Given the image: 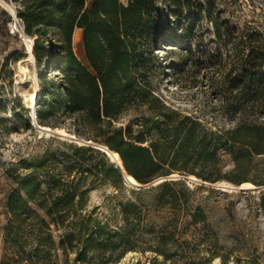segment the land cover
I'll list each match as a JSON object with an SVG mask.
<instances>
[{
	"label": "trees",
	"instance_id": "1",
	"mask_svg": "<svg viewBox=\"0 0 264 264\" xmlns=\"http://www.w3.org/2000/svg\"><path fill=\"white\" fill-rule=\"evenodd\" d=\"M16 2V16L25 35L33 39L35 68L58 71L51 79L40 74L44 83L36 100V122L54 130L64 129L61 122L66 120L70 135L92 144L69 143L73 158L62 154L59 163L63 169L58 174L45 172L42 180L36 173H26L35 169L26 161L20 162L24 173L11 169L17 172L13 178L16 188L6 200L10 219L5 232L14 238L11 245L16 259L2 264H44L56 250L72 264H118L142 247L141 225L146 215L141 196L149 194L156 207L170 204L176 219L140 251L161 256L162 264H212L217 253L205 247L206 255H202L200 248L214 245L212 236L205 232L197 239L187 237L190 224L206 227L207 218L201 204L189 203L195 190L184 180L130 188L128 193L134 198L117 201L110 215H101L98 207L87 211L89 189L106 185L118 192L125 185L123 171L96 145L116 153L125 174L139 185L166 177L171 170L213 184L228 178L220 175L224 163L232 167L234 177L228 180L235 184H241L239 178L249 170L264 172V34L213 21L218 39L224 37L225 51V55L212 57L213 69L221 70L213 95L227 126L211 129L172 112L180 118L177 123L136 117L123 127L118 124L128 111L159 104L151 86L152 55L157 45H164L168 39L165 32L169 31L159 6L191 11L190 0ZM198 8L203 6L199 3ZM0 15L10 21L6 11L0 10ZM77 30L81 31L84 62L73 51ZM157 136L172 138L171 145L179 141L174 156L181 167L163 157L153 140ZM52 161L58 162L54 157ZM191 163L198 169H189ZM179 212L189 222L181 225L176 238ZM17 234L24 239H16ZM26 246L33 252L27 253ZM32 253H42L43 257H32ZM218 258L227 264V259ZM152 264H158L156 258Z\"/></svg>",
	"mask_w": 264,
	"mask_h": 264
},
{
	"label": "rangeland",
	"instance_id": "2",
	"mask_svg": "<svg viewBox=\"0 0 264 264\" xmlns=\"http://www.w3.org/2000/svg\"><path fill=\"white\" fill-rule=\"evenodd\" d=\"M190 2L191 11L169 9L166 5L159 6L161 20L169 26V31L165 32L168 39L163 46L157 45L152 55L154 71L151 75V86L159 104L128 111L120 120L119 126L124 127L136 117L139 119L159 117L163 122L173 123H177L182 117H189L211 129L228 125L221 117L219 103L213 95V88L217 85L221 70L213 69L212 57L225 55L224 37H221V41L218 39L213 21L216 20L220 25L227 22L239 29L253 28L264 34V0H190ZM199 3L203 6L201 10L198 8ZM5 4L10 6L15 15L10 12L12 15L10 16L8 12L9 22L0 15V264L6 260L10 262L16 259V250L11 245L14 238L8 237L5 232L10 219L6 210V200L11 190L16 188L13 178L17 172H12L11 169L17 168L20 173H24L20 162L26 161L27 165L35 167L26 173H36L42 180L45 172L58 174L63 169L59 163L62 154L73 158L69 143L84 145V142H90L46 133L36 129L32 124L38 107L36 106L33 111L28 109L26 106L28 98L23 97L20 90L22 79L25 78L22 69L27 59V48L17 28L20 22L16 16L17 2L0 0V10H8ZM74 35L72 40L74 54L79 61L84 62L81 31H75ZM34 71L28 77L35 79L38 99V92L44 83L40 74H45L47 79H51L58 71L47 70L46 67L38 70L35 66ZM19 103L21 106L17 105ZM172 112L180 118L174 117ZM61 127L69 135L72 134L71 126L66 120L61 122ZM153 140L157 141L160 153L168 162L177 168L181 167L182 163L174 156L179 141L171 145L172 138L165 136L153 137ZM96 147L98 148V145ZM53 157L58 162H53ZM226 164L221 167L220 175L228 178L213 184L185 172L172 170L169 175L162 178L172 177L171 180L163 181L184 180L190 190H195L188 200L194 206L201 204L207 218L206 227L190 224L187 237L197 239L201 233L207 232L215 243L200 247L202 255H206L203 248L210 247L218 257L227 259V264H264V207H261L262 201L264 202L262 197L264 172L252 169L243 174L239 181L254 186L243 188L242 183L235 184L228 180L234 176L230 173L232 167ZM167 167L170 165L167 164ZM188 167L198 169L192 163ZM191 176L195 179L190 178ZM199 186L204 188L197 190ZM130 188L136 187L125 184L124 189L118 192L106 185L89 189L87 211L98 207L101 215H110L117 201L134 198L128 193ZM116 193L115 198L113 195ZM141 201L146 217L141 225L143 244L140 249L152 244L160 229L170 227V221L174 222L176 219L170 204L157 207L154 205L152 194L141 196ZM177 218L179 234L176 238H179L180 229L189 222V218L181 217L180 212L177 213ZM119 222L120 218L117 217L116 223ZM20 234L16 235V239H24ZM140 249L128 253L118 264H152L154 258L158 264L163 263L161 256H155L149 250L141 252ZM25 251L33 252V248L26 246ZM32 257L41 258L43 254L32 253ZM71 257L72 255L69 259ZM218 257L212 264H221ZM44 264L72 263L66 261L60 250H56L50 252V259Z\"/></svg>",
	"mask_w": 264,
	"mask_h": 264
},
{
	"label": "bare ground",
	"instance_id": "3",
	"mask_svg": "<svg viewBox=\"0 0 264 264\" xmlns=\"http://www.w3.org/2000/svg\"><path fill=\"white\" fill-rule=\"evenodd\" d=\"M5 6L7 7V9L12 13V15H15V12L10 8V6H7L5 4ZM19 30L21 29V23L19 22V25L17 27ZM21 32V31H20ZM23 37V39L25 40L26 43V54H27V59L24 61L25 67L22 69L25 73V78L22 79V85L20 86V90L21 93L23 95V97H27L28 98V102L26 104L27 108L30 110H35L36 108V100H37V89L34 83V80L32 77H28V75H31V73L35 72L34 71V57L32 55V48H33V41L32 39H29L27 37H25L24 35H21ZM77 37V36H76ZM75 38V35H74ZM78 38V37H77ZM27 100V99H26ZM25 101V100H24ZM26 102V101H25ZM34 125V127L38 130H43L46 131V133L48 132H52L55 133V135L61 136V137H67L69 136L70 139H76L73 135H69L66 131L62 130V129H50L48 127H44V126H40L39 124L36 123L35 121V117H34V121L32 123ZM39 126V127H38ZM78 141V140H77ZM90 144H92L91 142H88ZM102 148H105L103 146H101ZM109 156L112 157V160L115 161L118 165H121L120 159L118 157V155L116 153H109ZM131 178V179H130ZM190 178L195 179L193 176H191ZM129 181L132 182L135 185H138L136 183V181L132 178V177H128ZM217 185V184H216ZM245 185H251V187H245ZM241 186L243 188H252L254 187L251 183H242Z\"/></svg>",
	"mask_w": 264,
	"mask_h": 264
},
{
	"label": "water",
	"instance_id": "4",
	"mask_svg": "<svg viewBox=\"0 0 264 264\" xmlns=\"http://www.w3.org/2000/svg\"><path fill=\"white\" fill-rule=\"evenodd\" d=\"M5 11L8 13L9 12V14H10V16H12L11 15V13H10V11H8V10H6L5 9ZM20 23H21V29H20V31H21V34L22 35H24L25 37H26V35H25V33H24V27H23V23L20 21ZM39 127V126H38ZM41 131H43V130H41ZM43 132H46V131H43ZM48 133H52V134H55V133H53V132H48ZM84 145H90V143H88V142H84ZM104 147V146H103ZM98 148L103 152V153H105V155L111 160V162L112 163H114L115 165H117L122 171H123V173H124V176H123V180H124V183L125 184H127V185H130V186H133V187H136V188H147V187H149L150 185H152V184H156V183H158V182H161V181H163V180H167V179H172V177H169V178H160V179H158V180H155L154 182H152V183H150V184H147V185H135V184H133L132 182H130L129 181V179H128V175L127 174H125V172H124V170H123V168H122V165H118L115 161H113L112 160V157L111 156H109V154H108V152L109 153H111L112 154V152H110L109 150H107V148L105 147V148H102L101 146H98ZM113 155V154H112Z\"/></svg>",
	"mask_w": 264,
	"mask_h": 264
},
{
	"label": "snow or ice",
	"instance_id": "5",
	"mask_svg": "<svg viewBox=\"0 0 264 264\" xmlns=\"http://www.w3.org/2000/svg\"><path fill=\"white\" fill-rule=\"evenodd\" d=\"M131 179V178H130ZM245 187H251V185H245Z\"/></svg>",
	"mask_w": 264,
	"mask_h": 264
}]
</instances>
